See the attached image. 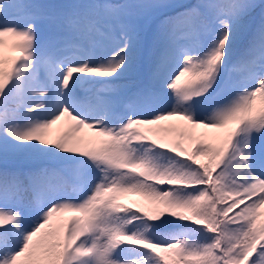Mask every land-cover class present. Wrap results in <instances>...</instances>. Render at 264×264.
<instances>
[{"label":"snow or ice","instance_id":"obj_1","mask_svg":"<svg viewBox=\"0 0 264 264\" xmlns=\"http://www.w3.org/2000/svg\"><path fill=\"white\" fill-rule=\"evenodd\" d=\"M0 264H264V0H0Z\"/></svg>","mask_w":264,"mask_h":264},{"label":"rangeland","instance_id":"obj_2","mask_svg":"<svg viewBox=\"0 0 264 264\" xmlns=\"http://www.w3.org/2000/svg\"><path fill=\"white\" fill-rule=\"evenodd\" d=\"M174 2H176V3H181V2H185V0H174ZM128 76H130V74L128 75ZM133 199H140V197H132Z\"/></svg>","mask_w":264,"mask_h":264},{"label":"trees","instance_id":"obj_3","mask_svg":"<svg viewBox=\"0 0 264 264\" xmlns=\"http://www.w3.org/2000/svg\"><path fill=\"white\" fill-rule=\"evenodd\" d=\"M129 81H131V80H128V79H122L120 82L122 83V84H127V83H129Z\"/></svg>","mask_w":264,"mask_h":264}]
</instances>
